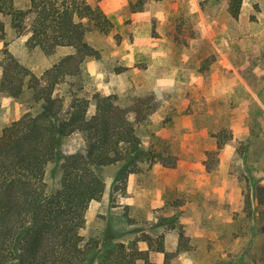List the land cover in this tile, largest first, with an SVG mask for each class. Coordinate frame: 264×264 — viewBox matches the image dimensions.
Here are the masks:
<instances>
[{
  "label": "rangeland",
  "instance_id": "rangeland-1",
  "mask_svg": "<svg viewBox=\"0 0 264 264\" xmlns=\"http://www.w3.org/2000/svg\"><path fill=\"white\" fill-rule=\"evenodd\" d=\"M137 1H88L113 29L87 35L99 57L55 91L66 104L73 94L89 99V116L95 93L116 94L124 105L133 95L149 98L152 107L137 131L144 159L138 171L123 177L120 164L99 170L105 191L90 203L81 233L97 241L92 253L99 254L109 242L136 241L146 250L144 235L162 237L164 249L175 252L183 231L188 250L172 264H264V206L257 200L264 186V0H243L241 23L229 16L227 0H144L132 12ZM29 6L30 0H14L16 8ZM31 19L18 33L0 14V61L8 51L39 75L69 51L46 56L29 48ZM260 31L262 40L254 36ZM39 110L28 92L19 98L0 92V131ZM83 142L74 133L61 140L60 151L72 154ZM59 177L56 161L46 169L48 191ZM149 258L162 261L155 252Z\"/></svg>",
  "mask_w": 264,
  "mask_h": 264
},
{
  "label": "trees",
  "instance_id": "trees-1",
  "mask_svg": "<svg viewBox=\"0 0 264 264\" xmlns=\"http://www.w3.org/2000/svg\"><path fill=\"white\" fill-rule=\"evenodd\" d=\"M242 1L227 0L232 19H238ZM144 2L130 4L132 12L141 11ZM0 14L18 33L32 17L29 48H38L46 56L69 51L39 75L3 51L0 92L12 98L28 92L40 110L24 114L0 131V264H172L180 251L188 250L183 231L175 252L165 251L162 237L144 235L146 250L139 249L136 241L109 242L99 254L92 253L97 241H85L81 233L90 203L99 201L105 191L99 170L120 164L123 177L138 171L144 159L137 131L148 123L152 109L149 98L133 95L124 105L116 94L95 93V112L89 116V99L73 94L66 104L55 96L57 87L81 73L86 60L99 57L87 35L109 34L111 20L88 0H30L25 10L14 7V0H0ZM175 42L182 44L177 38ZM74 133L83 137V146L62 155L61 140ZM56 161L59 184L48 191L46 169ZM257 198L264 206V186L257 187ZM244 207L250 216L248 190ZM150 252L161 254L162 261H151Z\"/></svg>",
  "mask_w": 264,
  "mask_h": 264
},
{
  "label": "crops",
  "instance_id": "crops-1",
  "mask_svg": "<svg viewBox=\"0 0 264 264\" xmlns=\"http://www.w3.org/2000/svg\"><path fill=\"white\" fill-rule=\"evenodd\" d=\"M89 1V0H88ZM106 0H102V1H100V2H97L98 4H99V6H102V4H103V2H105ZM246 20V15H245V12H244V9H243V7H241V10H240V14H239V17H238V19L237 20H235L234 19V21H238V22H243V21H245ZM240 28V27H239ZM241 29V28H240ZM249 30V29H248ZM226 33L228 32L227 30L225 31ZM242 32H244V31H242ZM247 32H249V31H247ZM228 33H231V30L229 29V32ZM261 33H262V31H260L259 33H254V36L256 37V38H261V40H262V37H261ZM87 213H88V211H87ZM88 215V214H87ZM87 215H86V217H87ZM166 251V250H165ZM167 252H173V248L172 249H170L169 251H167Z\"/></svg>",
  "mask_w": 264,
  "mask_h": 264
}]
</instances>
